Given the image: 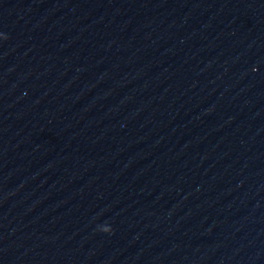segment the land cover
I'll use <instances>...</instances> for the list:
<instances>
[{"label": "clouds", "instance_id": "obj_1", "mask_svg": "<svg viewBox=\"0 0 264 264\" xmlns=\"http://www.w3.org/2000/svg\"><path fill=\"white\" fill-rule=\"evenodd\" d=\"M5 38H6V37H5ZM100 231L110 233V232L112 231V229H111L110 227H101V228H100Z\"/></svg>", "mask_w": 264, "mask_h": 264}]
</instances>
